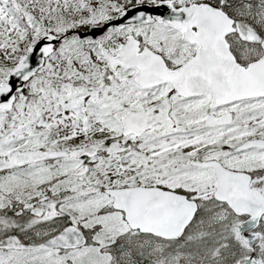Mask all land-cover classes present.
Returning <instances> with one entry per match:
<instances>
[{
  "label": "snow or ice",
  "instance_id": "1",
  "mask_svg": "<svg viewBox=\"0 0 264 264\" xmlns=\"http://www.w3.org/2000/svg\"><path fill=\"white\" fill-rule=\"evenodd\" d=\"M0 264H264V0H0Z\"/></svg>",
  "mask_w": 264,
  "mask_h": 264
}]
</instances>
